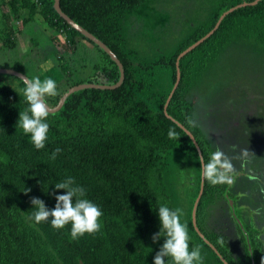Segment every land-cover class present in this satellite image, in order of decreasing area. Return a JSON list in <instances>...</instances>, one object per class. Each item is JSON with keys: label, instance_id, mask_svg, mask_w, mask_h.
I'll list each match as a JSON object with an SVG mask.
<instances>
[{"label": "trees", "instance_id": "16d2710c", "mask_svg": "<svg viewBox=\"0 0 264 264\" xmlns=\"http://www.w3.org/2000/svg\"><path fill=\"white\" fill-rule=\"evenodd\" d=\"M145 1L60 0L65 15L118 57L125 77L116 89L91 88L70 94L60 110L49 113L45 148L35 149L16 125L19 113L29 108L24 91L26 84L17 77L5 75L18 80L19 85L14 88L0 74V264H153V257L166 236L161 229V238L152 239L159 231L155 211L161 204L178 209L174 190L180 180L175 179L176 165L172 160L183 157L195 160L191 170L197 173V185L189 198V221L182 220L188 228L189 246L200 248L203 264H225L199 236L192 221L202 162L213 156L219 141L210 130L205 136L196 123L191 96L205 79V73L207 78L233 48L241 46L252 53L264 52V0H206V20L190 23L192 29L165 53L153 49L149 53L137 47L142 44L141 39L132 43L131 37L125 34L131 18H137L142 12L140 8ZM4 2L16 15L24 10L32 16L39 10L47 25L63 28L68 47L86 41L100 51L106 58L99 72L101 78L96 76L85 83L112 85L117 82L116 64L56 13L54 0ZM232 8L211 35L179 60L180 81L165 113L164 105L176 82L178 55L212 31L219 18ZM30 22L23 20L26 25ZM67 46L64 45L62 52L53 47V54L58 58L56 64L67 75L62 83L67 87L56 99H45L50 107L70 87L81 83L70 80L69 75L74 72L67 59L70 55ZM108 63L111 67H107ZM23 64L20 62L18 66L20 72H24ZM233 107L232 102L230 108ZM172 119L191 133L196 144ZM169 129H174L178 138L169 137ZM57 148L61 151L53 159L51 154ZM260 161L264 162L262 158ZM68 176L86 189L87 198L103 212L101 230L77 239L70 235L71 225L57 229L51 226V218L39 223L33 218L32 198H39L52 208L54 195L65 191L54 189V183ZM228 185L217 186L205 178L196 204V226L227 264H264V246H260L262 243L251 227L247 229L248 237L238 231L237 243L243 248L240 255L226 241L222 242L224 238L205 234L202 225L206 197L224 199ZM25 188L29 191L24 192ZM166 259L167 264H173L171 258Z\"/></svg>", "mask_w": 264, "mask_h": 264}, {"label": "rangeland", "instance_id": "374dc122", "mask_svg": "<svg viewBox=\"0 0 264 264\" xmlns=\"http://www.w3.org/2000/svg\"><path fill=\"white\" fill-rule=\"evenodd\" d=\"M140 11L137 18H131L125 34L131 37L132 43L141 39L142 44H137V47L147 49L149 53L151 49L165 53L192 29L190 23L206 20V0H146ZM37 12L29 16L26 11L19 10L16 15L8 9L4 0H0V68L20 72L18 66L22 62L25 67L22 73L28 78L54 79L58 95L67 87L62 84L67 75L56 64L58 58L53 54V47L62 52L64 45L70 44L63 28H51L39 10ZM24 19L31 22L23 24ZM67 52L70 54L67 55L70 68L74 72L69 75L70 80L85 83L96 76L101 78L99 72L106 64V58L100 51L86 41H79L75 47H68ZM107 67H111L109 63ZM5 75V82L18 87V80L8 77L12 75ZM57 95L46 96L45 99L53 100ZM191 97L195 104L193 116L196 123L205 136L210 130L218 138L214 153H223L222 162L227 159L232 165L230 170L221 171L234 177L233 183L228 185L229 201L225 197L220 200V196L206 197L202 226L205 234H217L224 238L222 242L226 241L231 250L240 255L243 248L238 246V239L235 238L238 231L248 237V227L257 234L258 226L264 224V162L260 161L261 158L264 160V52L252 53L241 46L233 48L207 78L205 73V79L197 85ZM232 102L235 107L230 108ZM241 144H246V147H241ZM242 151L252 154L245 155ZM172 162L176 165L175 179L180 180L174 190L175 204L181 219L188 222L189 198L197 185V173L191 170L195 160L183 157ZM241 171L245 178L241 177ZM220 183L229 184L218 182L215 185ZM212 250L216 251L215 248Z\"/></svg>", "mask_w": 264, "mask_h": 264}, {"label": "clouds", "instance_id": "9594fccd", "mask_svg": "<svg viewBox=\"0 0 264 264\" xmlns=\"http://www.w3.org/2000/svg\"><path fill=\"white\" fill-rule=\"evenodd\" d=\"M25 97L29 108L19 113L17 124L30 139L35 149L45 148L48 140L50 124L48 122L49 109L46 96L57 95V82L51 77L41 80L39 77L25 79ZM169 137H177L174 129H169ZM61 149H55L51 156L54 159ZM223 153L217 151L206 162H202L201 174L213 184L218 182L233 183L234 177L226 175L221 169L232 168L227 159L221 160ZM54 189L65 190L62 194H55V205L49 208L45 202L33 197V218L35 222H46L50 219L52 227L63 229L71 225L70 235L77 239L83 235L101 230L103 215L101 207L88 199L86 189L76 183L71 176L61 182L54 183ZM29 189L24 190V192ZM159 220V231L153 234V241L161 238V229L166 234L163 243L153 257V264H167L166 258H171L173 264H203V257L198 246H189L190 236L187 225L182 222L179 209L161 204L155 211Z\"/></svg>", "mask_w": 264, "mask_h": 264}, {"label": "water", "instance_id": "95a60500", "mask_svg": "<svg viewBox=\"0 0 264 264\" xmlns=\"http://www.w3.org/2000/svg\"><path fill=\"white\" fill-rule=\"evenodd\" d=\"M258 1V0H256ZM253 2L251 4H254L256 3ZM246 4H242V6H244ZM53 8L54 10L56 11V13L61 17L63 18V20L66 21V23L73 29H75L77 32H79L81 35H83L84 37H86L87 39H89L90 41H92L95 45H97L103 52H105V54H107L109 56V58L116 64L117 68H118V71H119V78L117 80V82L115 84H112V85H108V84H102V83H81V84H78V85H75V86H72L70 87L66 92L63 93V95L59 98V101L58 103L54 106V107H50L48 104V109H49V113H55L57 112L58 110H60V108L63 106L66 98L76 92V91H79V90H84V89H116L118 88L124 81V69H123V65L122 63L120 62V60L118 59V57L103 43L101 42L98 38H96L94 35H92L90 32H88L87 30H85L84 28H82L81 26H79L77 23H75L72 19H70L67 15H65L61 8H60V0H54L53 2ZM234 10V8L226 11L218 20V22L216 23L215 27L213 28L212 31H210L206 36H204L203 38H201L200 40H198L197 42H195L194 44H192L191 46H189L187 49H185L183 52H181L177 59H176V82L166 100V103L164 105V112L166 113V109H167V106L170 102V99H171V96L172 94L174 93V91L176 90L178 84H179V81H180V70H179V60L184 56L186 55L188 52H190L191 50H193L194 48H196L200 43H202L209 35H211L214 30H216L219 26V23L220 21L222 20V18L224 16H226L228 13L232 12ZM0 74H7V75H12L14 77H17L19 78L21 81H23L25 83V79H29L24 73L22 72H19L17 70H14L12 68H0ZM167 117H169L167 115ZM170 118V117H169ZM180 128H182L192 139V141L196 144L195 142V139L194 137L191 135V133L189 131H187L183 125H181L180 123H178L177 121H175L174 119H172ZM197 150L199 151L198 149V146H197ZM200 153V151H199ZM204 184V180H203V176H202V180H201V185H200V192L198 193V196L195 200V203H194V207H193V211H192V221H193V225H194V228L195 230L198 232L199 236L205 241L206 244H208L212 249H214L215 247L208 241L204 238V236L202 235V233L198 230L197 226H196V219H195V213H196V207H197V203L199 201V198L200 196L202 195V192H203V186ZM216 254L218 255V257L225 263V260L222 259L220 257V254L217 252V250L215 251Z\"/></svg>", "mask_w": 264, "mask_h": 264}, {"label": "crops", "instance_id": "0c3cea01", "mask_svg": "<svg viewBox=\"0 0 264 264\" xmlns=\"http://www.w3.org/2000/svg\"><path fill=\"white\" fill-rule=\"evenodd\" d=\"M261 226V227H259ZM257 228V234L256 238L258 239L259 242H261L264 246V224L259 225Z\"/></svg>", "mask_w": 264, "mask_h": 264}, {"label": "flooded vegetation", "instance_id": "af4514ba", "mask_svg": "<svg viewBox=\"0 0 264 264\" xmlns=\"http://www.w3.org/2000/svg\"><path fill=\"white\" fill-rule=\"evenodd\" d=\"M243 147H246V145H244ZM246 149H250V148H246ZM242 154H245V155H247L248 153H250L249 151H242L241 152ZM230 185V184H229ZM228 188H229V186H228ZM228 188L225 190V193H224V195H225V198H227V201H229V198H231L230 197V194H229V190H228ZM234 206V205H233ZM234 215H235V213H234ZM242 220V219H241ZM242 222V221H241ZM237 224V223H236ZM242 224V223H241ZM243 225V224H242ZM243 228H245V227H243ZM239 229V228H238ZM247 232H248V230H247ZM253 232V231H252ZM248 234H249V232H248ZM235 238L236 239H238V238H240L239 237V234L237 233L236 234V236H235Z\"/></svg>", "mask_w": 264, "mask_h": 264}]
</instances>
